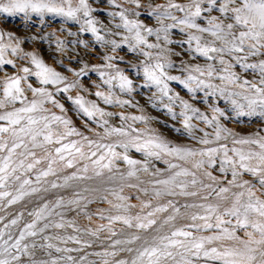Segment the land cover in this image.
<instances>
[{"label":"snow or ice","instance_id":"1","mask_svg":"<svg viewBox=\"0 0 264 264\" xmlns=\"http://www.w3.org/2000/svg\"><path fill=\"white\" fill-rule=\"evenodd\" d=\"M107 2L113 8H121L117 0ZM127 2L137 10L144 7L141 0ZM147 8L150 10L143 14L155 18L159 27H148L139 19H130L127 8L107 13L113 19L119 17L120 23L115 24L116 29L122 28L128 33L122 37L121 42H117L100 34L104 26L93 15L97 9L89 0H76V3L73 0H0V13L8 16L23 14L29 19L33 16L43 19L51 15L79 25L78 32L67 33L68 36L77 37L75 41H67V44L75 45L67 55L66 42L56 37L55 32L34 34L24 40L11 32H0V72L5 73L0 78V122H3L0 123V207L16 204L26 196L40 192L41 182H46L47 177L56 176L61 168H76L81 162L82 167L63 177V185L52 181L51 188L67 187L69 181L73 180L91 179L87 175L89 171L97 177L102 176L105 170L111 173L116 169L117 161H123L128 166V177H135L138 172L150 173V165L155 167L153 161H161L166 169L161 171L156 168L150 173L157 177L167 173L166 179L154 181L155 197H197L201 191L206 190L207 195L200 198L208 201L215 194L216 202L177 207L169 200L167 204L156 206L146 215L137 214L134 217H105L101 213L100 218L107 219L108 224H101L95 230L87 229L92 236L102 231L115 236L112 225L116 222H122L128 228L146 231L157 223L153 218L157 213L167 212L170 208L172 214L164 224L175 221L181 207L186 210L185 215L190 220L182 227L169 229L167 233L153 236L151 240L145 239L135 249L119 248L120 252L134 255L130 260L114 259L111 264H195L200 260L204 264H264V128L247 135L234 133L221 123L222 119H229L226 110L217 103H210V100L225 101L235 114L234 119L255 117L264 121V0H189L188 3L167 0L166 4L156 7L149 4ZM174 12L182 13V16ZM132 14L139 17L142 13L133 11ZM165 20L171 23L166 24ZM173 30H178L186 39H171L170 33ZM79 33H91L94 41L80 39ZM106 35L119 33L106 29ZM153 35L157 43H149L147 37ZM206 36L211 39H205ZM53 39L54 52L59 54L53 56L55 64L71 73L74 79H69L56 67L49 65L38 51H25L21 47L22 43ZM161 39L163 47L159 43ZM172 44L181 47L187 45L184 52L190 60L203 58L205 63H190L181 58L177 65L170 56L182 57V53L173 52L168 47ZM97 45H110L112 53L126 46L129 53L143 56L144 59L129 64L120 56L119 61L128 64L127 71L131 73L126 74V70L115 63L117 56L107 52L97 53ZM77 49H82V54ZM154 49L158 50L155 54L151 51ZM9 53L17 59H8ZM89 57H98L100 62L90 65ZM252 58L259 59L250 62ZM65 59L68 64L74 63L77 67H69ZM9 67L14 74H6ZM237 68L240 72L236 71ZM172 69L180 75H171L169 70ZM90 73L98 76L99 83L93 81L90 87H85L81 80L85 77L90 80ZM241 73L249 74L251 78L248 75L242 78ZM141 75L143 83H135L133 77ZM171 82L182 86V90H186L193 101L197 100L199 93H203L199 100L211 109V117L182 98L179 92H173ZM105 86L107 91L103 90ZM90 88L96 90L91 92ZM140 88H155L156 91L148 97V103L155 108L159 100L172 120H180L182 129L174 128V131L198 144L215 143L217 146L196 149L173 144L155 129H138L133 126L137 122L148 125L151 117L106 111L97 102L120 108L133 107L143 112L138 101L121 99L116 94L118 89L119 93L131 97ZM73 89L90 93L97 99L89 100L81 94L69 95ZM62 94L74 106V111L86 118V131L93 132L88 127L89 122L103 129L102 135L94 133L99 139H91L74 125L73 120L67 116L65 105L58 99ZM165 99L167 103H163ZM47 105H51V108ZM177 106L179 112L174 110ZM53 108L58 109L59 114L52 111ZM113 116L119 117L122 122L120 126L109 124L106 117ZM194 120L202 122L212 131L198 128ZM197 132L202 135L197 136ZM113 136L122 139L117 143L100 142ZM229 139L231 147L228 143H222ZM117 147L123 149V152H117ZM35 148L44 149L45 155L37 158L33 151ZM133 149L142 155V160L133 159L128 154ZM173 160L190 163L191 167L173 163ZM43 161H47L46 168L37 169V165ZM209 169L217 170L224 180ZM34 170L35 184L41 187L33 186L32 179L23 178L26 173ZM121 176L123 178V174ZM225 182L226 186H221ZM15 185L18 187H15L14 192L7 190ZM43 191L47 192L48 188H43ZM122 191L121 188L120 192L111 193L120 201L112 204V207L117 211L128 212L135 205L124 203L129 198L121 195ZM141 191L147 194L148 189ZM74 197L67 201L60 197L53 202L38 205L28 212L31 219L18 227V233L12 229L20 224L23 212L4 224L0 228V264H94L87 259V255H71L90 247V243L82 242L77 235L48 234L50 229L73 228L77 233L81 231L76 227L75 220L64 218V210L79 208L81 200L87 199L78 192L74 193ZM102 199L107 200V197ZM92 202L87 200V203ZM142 208H152V205L142 202ZM188 209L198 211L188 213ZM3 219L0 217V221ZM240 232H243V236L238 234ZM140 239L138 235L127 240L117 239L109 247L116 249L119 245H130ZM53 241L65 245L71 241L81 246L59 247ZM54 252L59 255H54ZM95 255L105 258L102 264H110L106 258H114L118 252L106 250Z\"/></svg>","mask_w":264,"mask_h":264},{"label":"rangeland","instance_id":"2","mask_svg":"<svg viewBox=\"0 0 264 264\" xmlns=\"http://www.w3.org/2000/svg\"><path fill=\"white\" fill-rule=\"evenodd\" d=\"M100 1V0H99ZM74 3H76V0H73ZM101 2V1H100ZM105 5H102L101 3L98 2V0H89V3L92 4L94 8L97 9V11L93 14L100 22L101 24L105 27L106 29H111L113 33H116L115 31H122L125 32L124 34H119L120 37H112V35H106V32H103V28L101 29L100 34L105 35L106 39H115L117 42H121L122 37L125 35H128V33L124 29H116L115 24L120 23L119 17H116L113 19L112 17L108 16L107 13L110 11H120L123 8L129 9L128 15L130 19H139L143 23H145L148 27H151V24H154V21L156 25L158 23L156 22L155 18H149L143 13H145L147 10H150L147 8L149 4H151L152 7H156L157 5L161 4H166L167 0H141L142 4L144 7L141 9H135V6L128 3L127 0H117V3L121 5V8H113L107 1H104ZM107 2V3H106ZM178 3H188L189 0H176ZM124 6V7H123ZM123 7V8H122ZM106 8V9H105ZM133 11H140L142 14L137 17L132 14ZM182 16V15H181ZM57 16H46L43 19L40 17H31L26 18L24 17L23 14H17V15H12L8 16L7 14H2L0 13V32L4 33H13L16 37L20 38L21 40H24L25 37H31L34 34H43L47 35L48 33L55 32L56 37H58L61 40H64L66 42V53H70L72 49L75 48L74 44H67V41H75L77 37L74 36H68V32H78L79 25L75 24L72 21H68L63 17H58L57 21L55 19ZM6 19V20H5ZM24 19V20H23ZM23 21V22H22ZM166 21V22H165ZM164 23L168 24L171 23L170 20H165ZM24 23V24H21ZM14 24V25H13ZM150 24V25H149ZM19 25V27H18ZM14 26V28H13ZM23 26V27H22ZM98 27L100 25H97ZM160 26V25H158ZM16 28V29H15ZM60 29H64L65 31H60ZM79 38L83 40H87L90 42L94 41V37L92 36L91 33H79ZM211 37H209V40ZM7 43V40H5ZM158 42V41H157ZM151 43H154V41L151 40ZM161 46L163 47L164 44L159 41ZM48 46L50 48H48ZM21 47L25 51H38L39 54L43 56L45 61L53 66L56 67L58 71H61L62 74L67 75L69 79H74L72 77V74L69 72H66L63 68L58 67L54 60L53 57L54 55L59 56L58 53L53 52L55 49V40L53 39L52 41H40V40H35L27 43H22ZM47 47V49L45 48ZM110 45L108 47H100L99 45L96 46V52L97 53H104L107 52L110 55H115L117 56V60L115 63H117V66L125 69L126 74H130L127 69H128V64L121 63L119 61V57L123 56L126 61H129V59H134L132 63H139L141 60L144 59L143 56H137V54L134 53H129L127 51V47L125 46L122 50L118 49L115 53H112L110 51ZM53 48V49H52ZM52 49V50H49ZM48 50V51H46ZM147 50V49H146ZM46 51V52H45ZM49 51H51L49 53ZM77 51H81L82 54V49H77ZM155 54L158 50L154 49L151 50ZM45 52V53H44ZM50 54V55H49ZM134 56V57H133ZM136 56V57H135ZM175 55L170 56L172 59ZM8 59H13L16 60L17 58L12 56L10 53L7 56ZM183 59L187 61L189 56H182V57H174L172 60L179 65L180 59ZM259 59V58H252L250 62H253L254 60ZM197 63H200L199 61L202 60H195ZM89 64H96L99 63L100 60L98 57H89L88 58ZM193 61L190 60V63ZM193 62V63H196ZM203 62V61H202ZM65 64H68L67 59H65ZM131 64V63H129ZM204 64V62H203ZM69 67H77V65L73 64H68ZM175 69L169 70L171 75H175ZM237 72H240V69H236ZM173 72V73H171ZM178 72V71H177ZM5 73L0 72V78L3 77ZM6 74H14L13 70L9 67L6 70ZM242 78L245 75H248V78H251L249 74L246 73H241ZM91 79L89 80L87 77L83 78L81 80V83L85 87H90L92 82H97L99 83L98 76L95 73H90ZM134 78L135 83L141 84L143 83V78L142 75L140 78ZM214 83H219V81H214ZM179 88H178V87ZM170 87H172L173 92H179L182 98L189 100L190 103H193L195 107H198L201 109V111L205 112V114L209 115L211 117L212 112L211 109L206 106H199L198 100L193 101L190 97V95L186 92V90H182V86H179L176 82H171ZM96 89L95 88H90L91 92H94ZM104 91H107L106 86L103 88ZM155 88L149 90V89H144L140 88L137 90L136 93H133L135 98H132L134 102L138 101L139 105L143 109V112L138 110L137 108L133 107H125V108H120L117 106H108L104 105L102 102L98 101L100 103V106L103 107L106 111H111L114 113H120L123 112L125 115H141L144 114L148 117H151L152 120L150 124L145 125L143 123H135L133 126L138 128V129H145V128H152L155 129L157 132L162 133L163 136L168 139L171 143L173 144H179V145H184L196 149L200 148H206V147H215L217 146L215 143L210 144V145H201L198 144L194 140L188 139L186 136L181 135L180 133L174 131V128H181L182 125L181 122L175 121L174 124L173 120H170L171 122H167L164 120V114H167L166 109H162L161 107L157 106L155 108L151 107L150 104L148 103V97L155 92ZM76 94H81L84 95L86 99L89 100H96L97 98L94 95H91L90 93H85L80 91L79 89H73L69 95H76ZM116 94L120 96L121 99H129L128 95L126 94H121L119 93V90H116ZM187 94V95H186ZM203 93L198 94V98L202 97ZM29 97H31V94H28ZM60 102L65 105V108L67 109V116L73 120L74 125L81 131L85 133V135H88L91 139H99V137L95 136V132L103 134V129L96 127V125L92 123H88V127H91L93 129V132H88L85 129V122L86 118H83L81 115H78L74 111V106L68 102L65 98V95L62 94L60 97ZM159 102V100H157ZM217 101V100H216ZM163 103H167V100L165 99ZM213 103V102H212ZM161 104V103H160ZM163 107V104H161ZM19 106V105H17ZM47 107L51 108V105H47ZM220 107V106H219ZM205 108V109H203ZM222 108V107H221ZM174 109H177L180 111L179 107H175ZM230 109L229 107L227 108V111L229 112ZM52 111H55L57 114H59L58 109H52ZM230 114V112H229ZM232 116H235V114H231ZM168 117H170L168 115ZM108 119L109 124L112 126H120L122 123L121 120L119 119L118 116H113V117H106ZM259 119V118H258ZM255 117H253V121L255 122ZM180 121V120H179ZM196 120H194L195 122ZM239 121V122H236ZM242 121V122H241ZM245 118L241 117L239 120L233 119L231 122L228 121V119H222L221 123H223L227 128L232 130L234 133H238L240 135H247L251 132H247L251 130L252 132L255 131L254 129H249V130H244V127L247 125V121ZM3 123V122H0ZM128 123H132L129 121ZM198 128H205L206 131L211 132L212 129L207 128L206 125H204L200 121L195 122ZM242 123V124H241ZM246 123V124H243ZM169 124V125H168ZM231 124V126H230ZM262 124V125H261ZM264 121H260L258 124V128H264ZM240 126V127H239ZM243 128H242V127ZM197 136H201L202 133L197 132ZM7 138V137H5ZM72 139H79L78 137H73ZM120 139V137H108L104 140H101V143H117ZM222 143H228L229 147H231V140L229 139L228 141H222ZM51 147V146H49ZM20 151V150H17ZM33 151L36 152L37 158H42L45 155L44 149L41 148H35ZM117 152H123V149L117 147L116 148ZM133 159H143L142 155L140 153H136L135 150H130L128 153ZM31 159V158H30ZM173 163H181L184 167H191L190 163L185 164L184 162L173 160ZM153 164L155 167H152L150 165V173L154 172L156 168L161 169V171H164L166 169V165L161 162V161H153ZM83 162L78 164L76 168H61L60 171H58V174L56 176H49L46 178V182L42 181V188L41 191L38 193H35L31 196H26L23 200L17 202L16 204L13 205H6L3 207H0V217H3L4 219L0 221V227L3 224L9 223L12 219L16 218L20 213H24L20 224L18 226H14L12 229L13 231H16L18 233V227H22L25 222L30 221V217L28 216V212L32 211L35 209L38 205H42L45 202H53L57 198L63 197L66 201L68 199H73L74 193H80L81 196L86 197V200H81L80 202V207L75 208L72 211H65V220H75L76 222V227L80 228L81 231L79 233L75 232L73 228H66V229H50L48 234L51 235H61V236H67V235H77L81 239L82 242H88L90 243V247H85L82 252L76 253L73 252L71 255L78 257L80 255H87V259L89 261H93L94 264H102V260L105 258H102L100 256L95 255V253L98 252H103V251H117L118 255L116 257H107L111 261L116 259H125V260H130L131 257L134 255V253H127V252H120L119 248L121 247H132V248H137L139 247L145 239L151 240L153 236H157L160 234L167 233L169 229H172L174 227H182L184 224L190 222L189 217L185 215V209L181 207L180 209V215L177 216V219L175 221L170 222L169 224H164V221L166 218L172 214V209L170 208L167 212L163 213H157L154 219H156L157 223L153 225L150 229L148 230H139L136 228H128L127 226L123 225L122 222H116L112 225L113 231L116 233L115 236H112L109 232L107 231H102L100 232L97 236H92L89 232H87V229L95 230L99 225H107L108 220L107 219H101L100 214L103 213L105 217L109 215H128V216H135L137 214L140 215H146L148 211H152L153 208L159 205H165L169 200H172L173 203L176 204L177 207H180L181 205L184 204H193V203H204L206 201L202 200L200 197L207 195V191H201L199 196L197 197H183V196H162V197H155L153 194V187H154V181L156 179H166L167 178V173L165 172L164 175L162 176H153L150 173H143V172H138L137 176L135 177H128L127 176V171H128V166L123 163V161H117L116 169L113 170V172H108L107 170L104 171L102 176H95L91 171L87 174L88 176L91 177V179H85V180H73L69 181V185L67 187H58L56 189L51 188V182L55 181L60 185L64 184L63 177L66 175H71L73 172L77 170V168L82 167ZM47 166V161H43L40 165H37V169H42L46 168ZM118 169V171H117ZM210 171H213V174L220 177V179L223 181L224 177L215 169H209ZM19 174V173H18ZM123 174V178L121 176ZM35 175L36 171L34 170L31 173H26L25 177L23 178H30L33 180V186L41 187V185H36L35 184ZM230 179V174L228 176ZM207 182V181H206ZM129 185H135V187H130ZM221 186H226V182L222 183ZM15 187H18V185H15L13 187H10L7 189L8 191H15ZM159 187V186H156ZM43 188H48V191L45 192L43 191ZM121 188L123 191L120 193L121 195H124L128 197L129 199L125 201L124 203H127L129 205H135V207L130 208L128 212H124L123 210L117 211L112 207V204L120 203V201H117L115 196L112 195L111 193L113 191L115 192H120ZM148 189L147 194H145L141 189ZM189 190H196L194 188H190ZM235 191V189H233ZM107 197V200L102 199L103 197ZM215 198V194L209 197V201H212ZM87 200H92V203H87ZM108 201H111L112 203H108ZM142 202H147L152 205V208H142ZM87 205L84 207V205ZM198 211L197 209H188L187 212H195ZM56 219H59L57 217ZM233 223L235 221L233 220ZM204 234H210V233H204ZM239 235L243 236V232L238 233ZM133 235H138L141 237L140 240L135 241L133 244L130 245H119L116 247V249H112L109 247L113 241L119 239V240H127L130 239ZM57 246L59 247H69V248H75V247H80L81 245H77L74 242H69L68 244H63L60 241H53ZM226 243V242H225ZM228 243V242H227ZM54 255H59L56 254L55 252L53 253ZM46 258V257H45ZM195 264H204L203 260L196 261Z\"/></svg>","mask_w":264,"mask_h":264},{"label":"bare ground","instance_id":"3","mask_svg":"<svg viewBox=\"0 0 264 264\" xmlns=\"http://www.w3.org/2000/svg\"><path fill=\"white\" fill-rule=\"evenodd\" d=\"M101 1V2H100ZM98 0V2L99 3H101L102 5H105L104 3V1H107V0ZM107 3V2H106ZM105 7H106V5H105ZM106 9V8H105ZM174 14L175 15H177V16H181L182 15V13H179V12H174ZM57 19H58V17L55 19V21H57ZM6 20V19H5ZM24 20V19H23ZM23 22V21H22ZM166 22V21H165ZM21 24V23H20ZM22 24H24V23H22ZM21 24V25H22ZM14 25V24H13ZM25 25V24H24ZM150 25V24H149ZM154 28L156 27V23H155V21H154ZM159 25V24H158ZM18 27H19V25H18ZM23 27V26H22ZM13 28H14V26H13ZM16 29V28H15ZM103 32L105 33L106 31H105V27L103 28ZM116 33H119V34H124L125 32H122V31H115ZM182 35L183 34H181V33H179V31L178 30H173L172 31V33H170V38L171 39H173V40H180L181 38H183V39H186V36H184V37H182ZM117 37H120V35H116ZM112 37H115L114 35H112ZM150 37H155V35H153V36H150ZM155 40H156V37H155ZM157 41V40H156ZM161 42L163 43V40L161 39ZM168 47L169 48H171L172 50H173V52H181L182 54H185L184 56H188V54L186 53V52H184V49H186L187 48V45H183L182 47L181 46H178V45H176V44H172V45H168ZM46 49H47V47H45ZM48 48H50L49 46H48ZM53 49V48H52ZM52 49H49V50H52ZM46 51H48V50H46ZM45 51V52H46ZM44 52V53H45ZM51 51H49V53H50ZM53 52H54V50H53ZM50 55V54H49ZM183 56V55H182ZM53 57V56H52ZM134 57V56H133ZM136 57V56H135ZM203 58H197V60H202ZM204 60V59H203ZM202 60V61H203ZM133 61H135L134 59H129V63H132ZM188 62H190V59H188L187 60ZM193 62H196V61H193ZM204 62V61H203ZM205 63V62H204ZM173 70V69H172ZM171 73H173V72H171ZM173 74H175V73H173ZM176 75H179V72H177V74ZM141 77V76H140ZM140 77H135V78H140ZM178 87V86H177ZM179 88V87H178ZM176 92H177V90H176ZM187 95V94H186ZM202 96H203V94H202ZM197 100L200 102V100H199V98H197ZM213 103H217L218 104V106H220V107H222V109H225L226 110V112H227V115L229 116V119H228V121H232L234 118V116H232L231 114H234V113H232L231 112V109H228L229 110V112H230V114H229V112L227 111V108L229 107L230 108V105H228L225 101H223V100H218V101H216V100H211ZM157 104H158V106L159 107H161L162 109H164L165 110V108L164 107H162V105L160 104V102H158L157 101ZM199 106L200 107H202V106H204V107H206V106H208V105H205V104H203V103H199ZM203 109H205V108H203ZM176 112H179L177 109H174ZM165 116V118H164V120L165 121H167V122H171L170 120H172L171 119V117H168V114H164ZM243 118H245L246 119V123H243V124H246L247 126L246 127H244V130H249V129H254V130H256V128H258L259 126H258V124H259V122L261 121L260 119H258V118H255V119H257V120H255V122L253 121V118H248V117H243ZM240 119V118H239ZM175 121H178V122H180L179 121V119H177V120H173V123L175 122ZM196 122V121H195ZM194 121H193V123H195ZM236 122H239V121H236ZM242 122V121H241ZM263 122V121H262ZM240 123V122H239ZM174 124H176V123H174ZM196 124V123H195ZM242 124V123H241ZM169 125V124H168ZM177 125V124H176ZM262 125V124H261ZM264 125V124H263ZM230 126H231V124H230ZM232 127V126H231ZM240 127V126H239ZM242 127V126H241ZM243 128V127H242ZM261 128V127H260ZM248 133L249 132H251L252 133V131L251 130H249V131H247ZM254 132V131H253ZM216 197L212 200V201H206V202H204V203H215L216 202ZM3 224L1 225V227L0 228H3ZM225 244H227V242L225 243ZM133 249H135V248H133Z\"/></svg>","mask_w":264,"mask_h":264},{"label":"built area","instance_id":"4","mask_svg":"<svg viewBox=\"0 0 264 264\" xmlns=\"http://www.w3.org/2000/svg\"><path fill=\"white\" fill-rule=\"evenodd\" d=\"M124 7V6H123ZM122 7V8H123ZM152 26L151 27H153L154 28V25L153 24H151ZM100 27V26H99ZM156 27H159L158 25H156ZM102 29V28H101ZM182 37H184L183 35H182ZM147 39H148V41H149V43H151V40L152 41H154V43H157V41L155 40V37H147ZM205 39H209V37L208 36H206L205 37ZM182 55H185V54H182ZM175 57V56H174ZM173 57V58H174ZM172 58V59H173ZM226 59H229L228 57H225ZM203 60V59H202ZM204 62H205V60H203ZM200 63L199 64H201V65H203V62L202 61H199ZM193 63V62H192ZM197 63V62H196ZM177 74V71H175V75ZM179 75H180V73H179ZM129 97V96H128ZM136 96H134L133 94H132V96L131 97H129V99H132V98H135ZM210 103H212V101L210 100Z\"/></svg>","mask_w":264,"mask_h":264}]
</instances>
